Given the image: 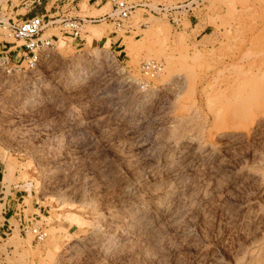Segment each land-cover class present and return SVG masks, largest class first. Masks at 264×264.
Masks as SVG:
<instances>
[{
  "label": "rangeland",
  "instance_id": "374dc122",
  "mask_svg": "<svg viewBox=\"0 0 264 264\" xmlns=\"http://www.w3.org/2000/svg\"><path fill=\"white\" fill-rule=\"evenodd\" d=\"M137 1L148 7L132 25L88 24L81 38L55 17L43 37L54 47L30 52L10 30L27 10L0 0V214L9 196L23 197L0 215L7 264H264V0H204L182 26L158 6L186 0ZM60 9L109 12L86 0ZM150 61L161 71L143 70ZM236 81L242 92L227 91ZM231 101L252 106L237 124L260 126L209 151L216 111ZM169 167L188 171L177 182ZM168 183L178 189L158 205ZM14 213L37 217L47 239L21 232Z\"/></svg>",
  "mask_w": 264,
  "mask_h": 264
},
{
  "label": "built area",
  "instance_id": "2783aa9c",
  "mask_svg": "<svg viewBox=\"0 0 264 264\" xmlns=\"http://www.w3.org/2000/svg\"><path fill=\"white\" fill-rule=\"evenodd\" d=\"M76 1L77 0H20V4L25 7L27 12L22 16L20 23L17 24L13 21L12 24H10V30L13 32L14 38L22 41L25 49L30 52H36L54 47L52 37H43L44 31L48 29L51 24L57 22L55 17H60V22L66 23L64 26L65 32H69L74 35L75 38H81L88 24L109 21L117 28L124 27L126 24L132 25L131 19L133 14L139 9L148 7L145 1L137 0H86L90 6H94L98 9L108 6L109 12L96 17L87 16L84 19L71 17L60 9L61 6H69ZM203 1L204 0H186L170 8L158 6V10L169 15L168 19L172 24L182 26L183 16H189V14L193 15L194 10L200 7ZM35 8L42 10L41 13H36L34 10ZM149 10L153 15L158 14L150 8ZM173 14L177 15L173 16ZM27 16L29 17L24 19ZM129 27L132 29V26ZM143 70L156 74L161 71V66L154 61H150L143 65ZM4 196H6L5 193H3V197ZM16 210L15 212H17ZM4 214L3 209L0 215ZM14 216L17 217V220L20 222L21 232L33 234L38 242H44L47 239L48 233L38 224L37 217L27 219L25 216L18 213H14ZM6 225V222H4L2 228H5ZM9 230H11V228L7 227L6 231L0 235V264H7L9 261L7 258L10 255L9 248H5V251L1 250L4 239L3 235Z\"/></svg>",
  "mask_w": 264,
  "mask_h": 264
},
{
  "label": "bare ground",
  "instance_id": "6f19581e",
  "mask_svg": "<svg viewBox=\"0 0 264 264\" xmlns=\"http://www.w3.org/2000/svg\"><path fill=\"white\" fill-rule=\"evenodd\" d=\"M92 35L95 36V37H100V36L102 37V31L92 30ZM94 54H95V53H94ZM94 54H93V55H94ZM182 58H183V57H182ZM91 59H92V58H91ZM146 59H148V58H146ZM149 59H150V58H149ZM87 60H88V59H87ZM160 64H161V63H160ZM177 66H178V65H177ZM71 70H72V69H71ZM173 72H175V71H173ZM71 73H72V72H71ZM242 75H244V73H243ZM161 76H162V74H161ZM170 76H171V77H172V76L174 77V76H176V75H174L173 73H171ZM207 76H208V75H207ZM178 77H179V75H177L176 79H177ZM260 77H261V76H260ZM179 78H181V77H179ZM179 78L177 79L178 81H180ZM171 79H172V78H171ZM173 79H175V77H174ZM262 79H263V78H262ZM181 80H182V78H181ZM242 82H243V81H242ZM177 83H178V82H177ZM243 84H244V83H243ZM243 84H241L240 81H239V82H237V81H236V82H231V84H227L228 86L226 85V86L228 87V89H229V90H227V87H226V90H227V91H230L231 89H232V90H233V89H236V91H238L237 89H240L241 86H242ZM183 86H184V85H183ZM243 88H244V87H243ZM244 89H245V88H244ZM163 90H164V89H163ZM246 90H247V88H246ZM240 91L242 92V89H241ZM240 91H238L237 93L239 94ZM231 92H235V91H231ZM245 92H246V91H245ZM237 93H235L236 95H234V97L237 96ZM243 93H244V92H243ZM148 94H149V93H148ZM170 94H171V93H170ZM233 94H234V93H233ZM240 95L242 96V97H241L242 99H241L240 97H239L240 99L237 97L238 99L235 98L236 100L234 99V101H235V103H236V102H238L237 100H242L241 103H242V105H243V104H244V103H243V98H244L243 96H244V95H242V94H240ZM139 98H140V97H139ZM138 100H139V99H138ZM230 100H231V99H230ZM245 100L247 101L246 98H245ZM129 101H130V100H129ZM134 101H135V100H134ZM144 101H145V100H144ZM144 101H143V102H144ZM234 101H233V102L231 101V102H232L231 105H229V104H230V101H228L229 104L226 102V104H225L226 106L224 105V106H225V110L229 107V109L226 110V111H223L224 109H222V108L219 109V110L217 109L218 111H216V116H215V117H216V119H217V118L219 119V121H220L219 124H221V128L217 129L216 132H214V133L210 136V141H208V142H209V143H208V148H209L208 150H209V151H210V150H211V151H215V150L217 149V145H216V143H215V140H216L217 137H219V138H223V139L225 138L226 140H232V141H234V140H240V139H244V138L246 139V137L249 138V137L252 135V133L255 132L254 130H255L256 128H258V126H260L259 123H261V121H260L259 123L256 121L255 124H254L253 126H250V125H248V126H244V124H242V123L237 124L236 122H238V120H241V118H242L243 116H245L246 113H249L248 111H250V110H248V109H251L252 106H251L250 108H248V107L250 106V104H249V106L247 105V106H248V107H247V106H246V103H245V106H246L247 108L244 107V106H243L242 108H239L240 106H237L239 109H236V106H235L236 104L234 103ZM151 102H152V101H151ZM239 102H240V101H239ZM139 104H140V103H139ZM146 104H147V103H146ZM150 104H151V103H150ZM207 104H208V103H207ZM209 104H210V103H209ZM233 104H235V105H233ZM239 104H240V103H238V105H239ZM228 105H229V106H228ZM232 105H233V106H232ZM240 105H241V104H240ZM123 106H124V105H123ZM227 106H228V107H227ZM230 106H231V108L234 107V109H231ZM137 107H138V106H137ZM140 107H141V106H140ZM140 107H139V109H140ZM145 107H146V106H145ZM150 107H151V106H150ZM226 107H227V108H226ZM253 107L255 108V106H253ZM126 110H127V109H126ZM134 110H135V109H134ZM127 111H128V110H127ZM149 111H150V110H149ZM253 111H254V109H253ZM136 112H137V111H136ZM223 112H224V113H223ZM134 113H135V112H134ZM145 113H146V112H145ZM221 113L224 114V117L219 118V116L221 115ZM195 114H196V113H195ZM223 114H222V115H223ZM196 119H197V118H196ZM259 119H260V118H259ZM123 120H124V119H123ZM179 121H180V120H179ZM186 121H187V120H186ZM190 121H193V120H189L188 123H189ZM242 122H243V121H242ZM175 123H176V122H175ZM178 123H179V122H178ZM188 123H187V124H188ZM242 125H243V126H242ZM181 126H182V125H181ZM193 126H194V125H193ZM131 127H132V126H131ZM174 127H175V125H174ZM185 127H186V126H185ZM180 128H181V127H180ZM182 128H184V127H182ZM182 128H181V130H182ZM191 128H192V126H191ZM130 129H131V128H130ZM187 129H188V128H187ZM179 131H180V130H179ZM182 131H184V130H182ZM182 131H181V132H182ZM222 131H223V132H222ZM164 133H165V132H164ZM171 134H172V133H171ZM171 134H170V135H171ZM177 134H178V133L176 132V135H175V134H174V135H175L176 137H178ZM181 134H182V133H181ZM179 136H180V135H179ZM199 141H200V140H198V143H199ZM158 143H159V142H158ZM188 143H189V142H188ZM200 144H201V143H200ZM224 144H225V143H224ZM232 145H233V144H232ZM189 147H191V146H189ZM192 147H193V146H192ZM206 148H207V147H206ZM170 149H171V148H170ZM193 149H194V148H193ZM204 149H205V147H204ZM232 149H233V148H232ZM236 149H237V148H236ZM157 150H158V149H157ZM184 150H185V149H184ZM196 150H197V149H196ZM205 150H206V149H205ZM205 150H203V151L205 152ZM208 150H207V151H208ZM170 151H171V150H170ZM182 151H183V150H182ZM182 151H181V152H182ZM188 151H189V150H188ZM209 151H208V152H209ZM236 151H237V150H236ZM186 152H187V151H186ZM198 152H199V151H198ZM205 153H206V152H205ZM205 153H203V154H205ZM162 154H163V153H162ZM181 154H182V153H181ZM181 154H178V155L181 156ZM192 154H193V153H192ZM199 154H200V153H199ZM203 154H202V155H203ZM184 155H185V153H184ZM184 155H182V157H184ZM207 155L210 156V155H212V154H210V152H209V154L207 153ZM215 155H216V154H215ZM217 155H218V154H217ZM227 155H228V153H227ZM173 156H174V154H173ZM179 156H177L175 162H176V161L178 162V160H179V159H178ZM192 156H193V155H192ZM182 157H180L181 160L183 159ZM186 157H187V156H186ZM190 157H191V156H190ZM193 157H194V156H193ZM214 157H215V156H214ZM168 158H169V157H168ZM184 158H185V157H184ZM188 158H189V156H188ZM208 158H209V157H208ZM229 158H230V156H229ZM185 159H186V158H185ZM185 159H183L184 162H186V163L189 164L190 161L187 162V159H186V161H185ZM192 159H193V158H192ZM196 159H197V158H196ZM206 159H207V158H206ZM172 160H173V159H172ZM172 160H169V161H172ZM181 160H179V161H181ZM183 160H182L181 163H183ZM190 160H191V159H190ZM199 160H200V159H199ZM220 160H221V159H220ZM127 161H128V160H127ZM148 161H149V160H148ZM156 161H158V160H156ZM195 161H196V160H195ZM151 162H152V161H151ZM166 163H167V162H166ZM178 163H179V162H178ZM186 163H185V164H186ZM125 164H126V163H125ZM144 164H145V163H144ZM164 164H165V163H164ZM173 164H174V165L176 164V166L179 165V164H177V163H174V161H173ZM183 164H184V163H183ZM188 164H187V165H188ZM191 164H192V163H191ZM200 164H201V163H200ZM206 164H207V163H206ZM165 165L169 166V165H172V164H171V163H167V164H165ZM211 165H212V164H211ZM221 165H222V164H221ZM131 166H132V165H131ZM148 166H149V165H148ZM160 166H161V165H160ZM163 166H164V165H163ZM181 166H182V165H179V167H181ZM185 166H186V165H185ZM185 166H184V167H185ZM195 166H196V165H195ZM227 166H228V165H227ZM229 166H230V165H229ZM146 167H147V166H146ZM158 167H159V166H158ZM164 167H166V166H164ZM170 167H171V166H170ZM170 167H169L168 171L166 170L167 172H170L169 170L172 169V168H170ZM173 167H174V166H173ZM184 167H182V168H183V170L186 171L188 168H187V169H184ZM190 167H191V166H190ZM210 167H211V166H210ZM167 168H168V167H167ZM185 168H186V167H185ZM216 168H217V167H216ZM146 169H147V168H146ZM163 169H164V168H163ZM174 169L176 170L177 168L175 167ZM196 169H197V168H196ZM204 169H205V168H204ZM147 170H148V169H147ZM154 170H155V169H154ZM156 170H157V169H156ZM172 170H173V169H172ZM175 170H174V171H175ZM181 170H182V169L180 168V170H178V171L180 172ZM183 170H182V171H183ZM138 171H139V169H138ZM182 171H181V172H182ZM187 171H188V170H187ZM191 171H192V170H191ZM191 171H189V172L191 173ZM202 171H203V170H202ZM208 171H210V170H208ZM216 171H217V169H216ZM134 172H135V171H134ZM149 172H150V171H149ZM153 172H154V171H153ZM163 172H164V171H163ZM167 172H166V173H167ZM171 172H172L171 177H172L173 179H175V180L178 179V175H179L178 173H179V172H178V173H177V171H175L174 173H173V171H171ZM171 172H170V173H171ZM181 172H180L181 175L185 173V172H184V173H181ZM189 172H188V173H189ZM194 172H195V171H194ZM228 172H229V171H228ZM132 173H133V172H132ZM154 173H157V172H154ZM170 173H169L168 175H170ZM188 173H187V175H188ZM190 173H189V174H190ZM224 173H225V172H224ZM229 173H230V172H229ZM245 173H246V172H245ZM247 173H248V172H247ZM150 174H151V173H150ZM150 174H149V176H150ZM162 174H163V173H162ZM162 174L159 175V173H158L159 177L162 176V178H159V177L156 178V177H155L156 179L154 178V180H157V179H160V180H161V179H163V178H164L163 176H166V175H162ZM143 175H146L145 172L143 173ZM156 175H157V174H156ZM168 175H167V176H168ZM185 175H186V174H185ZM187 175H186V176H187ZM208 175H209V174H208ZM234 175H235V174H234ZM146 176H147V175H146ZM154 176H155V175H153L152 177H154ZM202 176H203V175H202ZM204 176H205V175H204ZM256 177H258V176H256ZM147 178H148V176H147ZM172 178H171V179H172ZM184 178H185V177H184ZM184 178H182V180H183ZM150 179H152V178H150ZM173 179H172V180H173ZM192 179H193V178H192ZM175 180H174V181H175ZM179 180H180V179H178L177 182H178ZM182 180H180V181H182ZM142 181H143V180H142ZM157 181H158V180H157ZM162 181H163V180H162ZM180 181H179V182H180ZM187 181H188V180H186V182H187ZM197 181H198V180H197ZM237 181H238V180H237ZM168 182H170V180H169ZM175 182H176V181H175ZM175 182H174V183H175ZM192 182H193V181H192ZM153 183H154V181H153ZM165 183H167V182H164V186H165ZM171 183H172V181H171ZM171 183H170V185H169V183H168L167 185H169V186H168L169 188L167 189V187H165L164 190H165V189H166V190H165V191L162 190V191H164V192H163L160 196H158V198H156V201H157V202L153 200L155 203L158 204V201H159L160 203L163 204L164 202L167 201L168 197L170 198V196H169L170 193H172V192H176V191H174V190H172V189L174 188V185H176L177 183L174 184V185H172ZM156 184H157V183H156ZM159 184H161V182H160ZM178 184H179V183H178ZM132 185H133V184H132ZM153 185H154V184H153ZM171 185L173 186V188L171 189L172 192H171V190H169ZM186 185H187V184H186ZM133 186H134V185H133ZM158 186H159V188H161V185H158ZM158 186L156 185L157 188H158ZM162 186H163V182H162ZM176 186H177V185H176ZM176 186H175V187H176ZM181 186H182V185H181ZM198 188H199V187H198ZM201 188H202V187H201ZM131 189H132V188H131ZM147 189H148V188H147ZM174 189H175V188H174ZM177 189H178V188H177ZM177 189H175V190H177ZM181 189H182V188H181ZM186 190H187V189H186ZM199 190H201V189H199ZM145 191H146V190H145ZM158 191H159V189H158ZM158 191H157V192H158ZM162 191L160 190V192H162ZM169 191H170V192H169ZM154 192H155V191H154ZM160 192H159V193H160ZM177 192H178V191H177ZM200 192H201V191H200ZM142 193H143V192H142ZM159 193H158V194H159ZM179 193H180V191H179ZM187 193H188V192H187ZM195 193H196V192H195ZM153 194H154V193H153ZM170 195L172 196V194H170ZM178 195H179V194H178ZM183 195H184V194H183ZM155 196H156V195H155ZM185 196H186V195H185ZM130 197H131V196H130ZM149 197H151V196H149ZM197 197H198V196H197ZM151 198H152V197H151ZM186 198H187V197H186ZM132 199H134V198H132ZM154 199H155V198H154ZM176 199H177V198H176ZM176 199H175V200H176ZM169 200H170V199H169ZM175 200H173V201H175ZM193 200H194V199H193ZM150 201H151V200H150ZM153 201H152V202H153ZM173 201H172V202H173ZM148 202H149V201H148ZM152 202H150V203H152ZM154 202H153V204H154ZM189 202H190V201H189ZM138 203H139V202H138ZM167 203H168V202H167ZM174 203H176V202H174ZM135 204H136V203H135ZM188 204H189V203H188ZM190 204H192V203H190ZM155 205H156V204H155ZM158 205H159V204H158ZM158 205H157V206H158ZM172 205H173V204H172ZM186 205H187V204H186ZM161 206H162V205H161ZM161 206H159L158 208H160ZM170 206H171V205H170ZM129 207H130V206H129ZM140 207H141V206H140ZM178 207H179V206H177V208H178ZM143 208H144V207H143ZM153 208H154V207H153ZM171 208H172V207H171ZM189 208H190V207H189ZM145 209H146V208H145ZM160 209H161V208H160ZM162 209H163V208H162ZM185 209H186V208H185ZM158 210H159V209H158ZM173 210H174V209H173ZM193 210H194V209H193ZM152 211H153V209H152ZM132 212H133V210H132ZM182 212H184V211H182ZM148 213H149V212H148ZM177 213H178V212H177ZM120 214H121V213H120ZM146 214H147V212H146ZM130 215H131V214H130ZM138 215H139V214H138ZM160 215H161V214H160ZM163 215H164V214H163ZM123 216H124V215H123ZM168 217H169V216H168ZM178 217H179V216H178ZM125 220H126V219H125ZM133 220H135V219H133ZM174 220H175V219H174ZM175 221H176V220H175ZM168 222H169V220H168ZM152 223H153V222H152ZM162 223H163V221H162ZM136 225H137V224H136ZM159 225H160V224H159ZM159 225H158V226H159ZM126 226H127V225H126ZM144 226H145V225H144ZM152 227H153V226H152ZM155 229H156V228H155ZM160 230H161V229H160ZM161 231H162V230H161ZM161 231H160V232H161ZM143 234H144V233H143ZM141 235H142V234H141ZM154 235H155V233H154ZM137 236H138V235H137ZM120 237H121V236H120ZM118 238H119V237H118ZM115 239H116V238H115ZM113 240H114V239H113ZM129 240H130V239H129ZM117 241H118V240H117ZM133 242H134V241H133ZM153 243H154V242H153ZM124 244H125V243H124ZM107 245H108V244H107ZM131 245H132V244H131ZM106 249H107V248H106ZM122 251H123V250H122ZM112 252H113V251H112Z\"/></svg>",
  "mask_w": 264,
  "mask_h": 264
},
{
  "label": "crops",
  "instance_id": "0c3cea01",
  "mask_svg": "<svg viewBox=\"0 0 264 264\" xmlns=\"http://www.w3.org/2000/svg\"><path fill=\"white\" fill-rule=\"evenodd\" d=\"M2 189V188H1ZM3 193H5V192H0V195H2L1 197H0V201H2V199H3V203H1L0 202V207L2 206V205H4V204H6V200H5V197L6 196H4L3 197ZM17 198V199H16ZM16 198H14L13 196H9L8 197V204H7V207L4 209V213L6 214V212H7V210H8V213L10 214V213H13L15 210H16V207L18 206V203H17V200L19 201L21 198H23L22 196H16ZM23 203V202H22ZM8 208V209H7ZM3 226H1L0 227V231H3V232H5L6 231V228H2Z\"/></svg>",
  "mask_w": 264,
  "mask_h": 264
}]
</instances>
